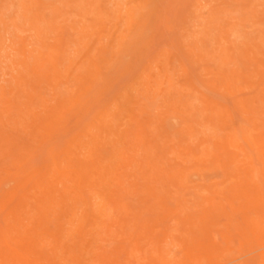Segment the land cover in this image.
<instances>
[{"label":"rangeland","instance_id":"1","mask_svg":"<svg viewBox=\"0 0 264 264\" xmlns=\"http://www.w3.org/2000/svg\"><path fill=\"white\" fill-rule=\"evenodd\" d=\"M0 16V264H264V0H0Z\"/></svg>","mask_w":264,"mask_h":264},{"label":"bare ground","instance_id":"2","mask_svg":"<svg viewBox=\"0 0 264 264\" xmlns=\"http://www.w3.org/2000/svg\"><path fill=\"white\" fill-rule=\"evenodd\" d=\"M77 1H78V0H77ZM80 1H81V0H80ZM74 3H75V2H74ZM127 4H128V3H127ZM124 5H125V4H124ZM15 6H16V5H15ZM16 8H17V7H16ZM20 8H21V7H20ZM77 8H78V7H77ZM119 8H121V7H119ZM17 10H18V9H17ZM46 10H48V9H46ZM130 10H131V9H130ZM118 11H119V10H118ZM120 12H121V10H120ZM122 12H123V11H122ZM128 12H129V8H128ZM130 12H131V11H130ZM9 13H10V12H9ZM12 13H13V12H12ZM14 13H15V11H14ZM17 13H18V11L16 12V16H18ZM125 13H126V12H125ZM131 13H132V12H131ZM7 14H8V13H7ZM115 14H116V13H115ZM8 15H11V14H8ZM14 15H15V14H14ZM119 15H121V14H119ZM122 15H123V14H122ZM127 15H128V14H127ZM3 16H5V15H3ZM11 16H13V15H11ZM19 16H20V15H19ZM19 16L16 17V18H19V19L21 20V18H20ZM125 16H126V15H125ZM0 17L2 18V16H0ZM14 17H15V16H14ZM44 17H45V16H44ZM114 17H115V15H114ZM128 17H129V16H128ZM128 17H127V18H128ZM132 17H133V16H132ZM8 18H9V17H8ZM16 18H15V20H16ZM49 18H50V17H49ZM118 18H120V17H118ZM121 18H122V17H121ZM121 18H120V19H121ZM130 18H131V17H130ZM2 19H4V18H2ZM0 20H1V19H0ZM17 20H18V19H17ZM23 20H25V19H23ZM43 20H45V19H43ZM133 21H134V20H133ZM4 22L7 23V22L5 21V19H4ZM12 22H13V20H12ZM16 22H17V21H16ZM19 22H20V21H19ZM19 22H18V23H19ZM45 22H46V21H45ZM47 22H48V21H47ZM130 22H131V21H130ZM26 23H27V21H26ZM8 24H9V23H8ZM1 25H2V24H1ZM9 25H10V24H9ZM12 25H13V24H12ZM16 25H17V23H16ZM18 25H19V24H18ZM18 25H17V26H18ZM126 25H127V24H126ZM6 26H7V25H6ZM27 26H28V24H27ZM45 26H46V25H45ZM19 27H20V26H19ZM28 27H29V26H28ZM17 28H18V27H17ZM17 28H16V30L18 31ZM24 28H26V27H24ZM9 29H10V28H9ZM28 29H29V28H28ZM28 29H27V31H30V30H28ZM49 29H50V28H49ZM4 30H5V28H4ZM33 30H34V29H33ZM46 30H47V29H46ZM2 31H3V30H2ZM12 31H13V35H14V33H16V31L14 32L13 28H12ZM31 31H32V30H31ZM35 31H36V30H35ZM49 31H50V30H49ZM4 32H5V34L7 33L6 31H4ZM21 32H22V31H20V33H21ZM23 32H24V31H23ZM25 32H26V31H25ZM47 32H48V31H47ZM20 33H18V34H20ZM29 33L31 34V32H28V35H30ZM35 33L37 34V32H35ZM53 33H54V32H53ZM1 34H2V33H1ZM16 34H17V33H16ZM33 34H34V33H33ZM33 34H32V35H33ZM49 34H51V33L49 32ZM32 35H30V36H32ZM34 35H35V34H34ZM45 35H47V34H45ZM1 36H2V35H1ZM14 36H15V35H14ZM36 36H37V35H36ZM36 36H35V37H36ZM39 36H40V35H39ZM39 36H37L38 39L41 38V37H39ZM47 36H48V35H47ZM16 37H17V36H16ZM19 37H21V36L19 35ZM19 37H18V38H19ZM1 38H2V37H1ZM33 38H34V37H33ZM15 39H16V38H15ZM15 39H14V40H15ZM27 39H31V38H29V36H28ZM27 39H26V40H27ZM34 39H35V38H34ZM44 39H45V38H44ZM47 39H48V38H47ZM0 40H1V39H0ZM2 40H3V42H4V37H3ZM2 40H1V41H2ZM16 40H17V39H16ZM16 40H15V41H16ZM40 40H43V39H40ZM48 40L50 41V39H48ZM23 41H24V40H23ZM32 41H33V39H32ZM38 41H39V40H38ZM35 42H37L36 39H35ZM40 42H41L42 44H44L43 41H40ZM44 42H47V41L44 40ZM53 42H54V40H53ZM0 43H1V42H0ZM30 43H31V42H30ZM37 43H39V42H37ZM4 44H5V42H4ZM39 44H40V43H39ZM42 44H41V45H42ZM52 44H54V43H52ZM0 45H1V44H0ZM31 45H32V44H31ZM48 45H49V44H47V48L49 47ZM37 46H38V45H37ZM51 46H52V45H51ZM0 47H1V46H0ZM35 47H36V46H35ZM39 47H40V46H39ZM1 48H2V47H1ZM3 48H4V47H3ZM41 48H43V47H41ZM41 48H40V49H41ZM28 49H29V48H28ZM32 49H33V48H32ZM37 49H38V48H37ZM44 49H46V48H43V51H44ZM0 50H1V49H0ZM25 50H26V49H25ZM25 50H24V51H25ZM48 50L50 51V49H48ZM39 51H40V50H39ZM46 51H47V50H46ZM41 52H42V51H41ZM47 52H48V51H47ZM47 52H46V53H47ZM50 52H51V51H50ZM50 52H48L47 54H50ZM28 53H30V52H28ZM39 53H40V52H39ZM1 54H2V53H1ZM25 54H26V53H25ZM23 55H24V54H23ZM32 55H33V54H32ZM0 56H1V55H0ZM26 56H28V54H27ZM49 56H50V55H49ZM49 56H48V57H49ZM34 57H35V55H34ZM44 57H45V56H44ZM44 57H43V58H44ZM21 58H22V57H21ZM32 58H33V56H32ZM36 58H38V57H36ZM19 59H20V58H19ZM33 59H34V58H33ZM44 59L47 60L48 58H44ZM16 60H17V59H16ZM48 60H49V62H50V60H52L51 57H49ZM48 60H47V61H48ZM17 61H18V60H17ZM47 61H46V62H47ZM0 62H1V61H0ZM20 62H21V61H20ZM1 64H2V62H1ZM12 64H13V62H12ZM16 64H18V63H16ZM36 64H38V63H36ZM44 64H45V62H44ZM47 64H48V63H46V65H47ZM23 65H24V64H23ZM50 65H51V63H50ZM1 66H2V65H1ZM9 66H10V65H9ZM11 66H12V65H11ZM11 66H10V67H11ZM28 66H29V65H28ZM42 66H43V65H42ZM42 66H41V70L44 68V67H42ZM58 66H59V65H58ZM2 67H4V66H2ZM6 67H7V66H6ZM6 67H4V69H5ZM17 67H18V66H17ZM25 67H26V65H25ZM8 69H9V67H8ZM10 69H11V68H10ZM13 69H14V68H13ZM27 69H28V68H27ZM35 69H36L37 71L39 70V69H37V68H35ZM0 70H1V69H0ZM2 70H3V69H2ZM6 70H7V69H6ZM41 70H40V72H41ZM48 70H49V67H48ZM48 70H47V71H48ZM21 71H22V70H21ZM1 72H2V71H1ZM1 72H0V73H1ZM17 72H19V71H17ZM22 72H25V71H22ZM48 72H50V70H49ZM48 72H47V74H49ZM68 72H69V71H68ZM10 73H11V72H10ZM12 73H13V72H12ZM19 73H20V72H19ZM25 73H26V72H25ZM44 73H45V71H44ZM44 73H43V74H44ZM23 74H24V73H23ZM23 74H22V75H23ZM54 74H55V73H54ZM12 75H13V74H12ZM26 75H28V71H27ZM40 75H41V74H40ZM13 76L16 77V79H17V77H18V76H15V74H14ZM20 76H21V74H20ZM36 76H37V75H36ZM49 76H50V75H49ZM50 77H51V76H50ZM21 78H22V77H21ZM23 78H26V76H24ZM23 78H22V79H23ZM27 78H28V77H27ZM48 78H49V77H48ZM14 79H15V78H14ZM19 79H20V78H19ZM30 79H33L32 76L30 77ZM37 79H38V77H37ZM24 80H25V79H24ZM24 80H23V82H24ZM34 80H35V79H34ZM18 81H19L18 83H20V80H18ZM12 82H13V80H12ZM12 82H11V83H12ZM16 82H17V81H16ZM26 82H27V81H26ZM26 82H25V83H26ZM0 83H1V82H0ZM11 83H9V84H11ZM21 83H22V80H21ZM25 83H23V85H24ZM27 83H29V81H28ZM5 84H6V83H4V86H5ZM0 85H1V84H0ZM7 85H8V84H7ZM11 85H12V84H11ZM4 86H3V87H4ZM9 86H10V85H9ZM20 86H21V84H20ZM26 86H29V85L26 84ZM7 87H8V86H7ZM15 87H16V86H15ZM15 87L13 86L14 89H15ZM17 87H18V85H17ZM17 87H16V88H17ZM9 88H11V87H9ZM13 88H12V89H13ZM29 88H30V86H29ZM19 89H20V88H19ZM27 89H28V88H27ZM7 90H8V91H12V93L14 92V90H9V89H7ZM20 90H23V88L20 89ZM18 91H19V90H18ZM54 92H55V91H54ZM5 93H6V92H5ZM8 93H11V92H8ZM8 93H7V96H8ZM22 93H23V92H22ZM16 94H19V93H16ZM3 95H4V93H3ZM10 95H11V94H10ZM21 95H22V94H21ZM14 96H15V95H14ZM18 96H20V94H19ZM18 96H17V97H18ZM5 97H6V95H5ZM8 98H9V97H7L6 99L8 100ZM11 98H13V97H11ZM11 98H10V99H11ZM15 98H16V97H15ZM18 98H19V97H18ZM20 99H21V98H20ZM20 99H17V101L20 100ZM30 99H31V98H30ZM0 100H1V99H0ZM7 100H6V101H7ZM13 100H14V99H13ZM13 100L11 99V101H13ZM15 100H16V99H15ZM1 101L3 102V105H4V104H5V102H4L5 100L3 101V99H2ZM1 101H0V102H1ZM30 101H32V99H31ZM13 102H14V101H13ZM9 103H10V102H9ZM7 104H8V103H6V105H7ZM10 104H11V103H10ZM10 104H8L7 107L10 106ZM12 104H13V103H12ZM17 104H18V103H17ZM6 105H4V106H6ZM14 106H15V105H14ZM18 107H19V106H18ZM18 107H16V108H18ZM55 107H56V105H55ZM242 107H243V106H242ZM0 108H1V107H0ZM28 108H29V107H28ZM4 110H5V109H4ZM6 110H7V109H6ZM29 110H30V109H29ZM27 111H28V110H27ZM30 111H31V110H30ZM30 111H29L28 113H30V115H31V114H32V113H31L32 111H31V112H30ZM4 112H5V111H3V113H4ZM18 112H19V111H18ZM1 113H2V112H1ZM10 114H11V113H10ZM1 115H2V114H1ZM48 117H49V114H48ZM0 118H1V117H0ZM37 119H38V118H37ZM8 122H9V121H8ZM43 122H44V121H43ZM47 122H48V121H47ZM40 124H41V123H40ZM243 124H244V123H243ZM41 125H42V124H41ZM41 125H40V126H41ZM43 125H44V123H43ZM14 126H15V125H14ZM26 126H27V125H26ZM23 128H24V127H23ZM26 128H27V127H26ZM25 130H26V129H25ZM97 130H98V129H97ZM220 133H221V132H220ZM217 134H218V133H217ZM78 135H79V134H78ZM243 137H244L245 139H247L246 136H243ZM236 138H237V137H236ZM238 139H239V138H238ZM247 140H248V139H247ZM247 140H246V141H247ZM98 141H99V140H98ZM230 141H231V140H230ZM249 142H250V141H249ZM256 142H258V141H256ZM44 143H45V142H44ZM242 144H243V143H242ZM251 144H252V143H251ZM252 146H253V145H252ZM231 147H232V146H231ZM250 147H251V146H250ZM254 147H256V146L251 147L252 150H253ZM43 148H44V147H43ZM43 148H42V149H43ZM35 150H36V149H35ZM65 151H67V150H65ZM254 151H255V149H254ZM254 151H253V153H254L253 156H255V152H254ZM256 151H257V150H256ZM258 151H260V150H258ZM60 153H61V152H59L58 154H60ZM251 153H252V152H251ZM257 153H259V152H257ZM72 154H73V153H71V155H72ZM245 154H246V153H245ZM245 154H244V156H245ZM249 154H250V153H249ZM29 155H30V154H29ZM61 155H62V157H63L64 154L61 153ZM73 155H74V154H73ZM85 155H86V154H85ZM246 155H247V154H246ZM257 155H258V154H257ZM67 156L69 157L68 154H67ZM259 156H260V154H259ZM70 157H71V156H70ZM74 157L76 158V154H75ZM83 157H84V156H83ZM224 157L226 158V156H224ZM224 157H223V158H224ZM231 157H232V156H230V158H231ZM245 157H246V156H245ZM251 157H252V156H251ZM236 158H237V157H236ZM247 158L249 159L248 156H247ZM21 159H22V158H21ZM21 159H20V160H21ZM67 159H68V158H67ZM67 159H66V161H64L63 159H62V160H63L64 162L67 163ZM84 159H85V158H84ZM232 159L234 160V156H233ZM238 159H239V158H238ZM28 160H29V159H28ZM70 160H71V159H70ZM251 160H252V159H251ZM257 160H258V159H257ZM259 160H260V159H259ZM63 161H62V162H63ZM68 161H69V159H68ZM225 161H226V160H225ZM243 161H244V160H243ZM254 161H255V163H254V162H252V163H254V164H256V165H259V164L256 163V162H257L256 160H254ZM24 162H25V161H24ZM29 162H30V161H29ZM62 162H61V164H62ZM237 162H238V161H237ZM246 162H247V161L245 160L244 163H246ZM262 162H263V161H262ZM26 163H28V162H26ZM80 163H81V162H80ZM241 163H242V162H241ZM259 163H260V162H259ZM15 164H16V163H15ZM17 164H18V163H17ZM17 164H16V165H17ZM51 164H52V162H51ZM64 164H65V163H64ZM233 164H234V163H233ZM249 164H250V166H252L250 162H249ZM13 165H14V164H13ZM23 165H24V164H23ZM66 165L68 166L69 164L67 163ZM243 165H244V164H243ZM24 166H25V165H24ZM64 166H65V165H64ZM64 166H63V168H64ZM228 166H231V165H228ZM27 167H28V166H27ZM60 167H62V166H60ZM239 167H240V166H239ZM241 167H242V166H241ZM246 167H247V169H248V166H246ZM256 167H257V166H255V169H258V167H257V168H256ZM67 168H69V167H67ZM223 168H227V167H223ZM235 168H237V167H235ZM249 168H250V167H249ZM15 169H17V168H15ZM49 169H50V167H49ZM52 169H53V168H52ZM60 169H61V168H60ZM237 169H238V168H237ZM251 169H253V168H251ZM259 169H261V166H260ZM33 170H34V169H33ZM53 170H54V169H53ZM243 170H244V169H243ZM245 170H246V169H245ZM245 170H244V171H245ZM20 171H21V170H20ZM20 171H19V172H20ZM28 171H29V170H28ZM47 171H49V170H47ZM54 171H55V170H54ZM249 171H250V170H249ZM256 171H258V170H255V172H256ZM30 172H31V170H30ZM51 172H52V171H51ZM51 172H49V173H51ZM246 172H248V170H247ZM255 172H254V174H256ZM258 172H259V171H258ZM16 173H17V172H16ZM38 173H39V172H38ZM203 173H204V172H203ZM259 173H260V172H259ZM243 174H245V173H243ZM249 174H250V172H249ZM254 174L252 173L251 175H254ZM257 174H258V173H257ZM257 174H256V175H257ZM21 175H22V174H21ZM29 175H30V174H29ZM36 175H37V174H36ZM46 175H47V172H46ZM46 175H45V176H46ZM52 175H53V174H52ZM246 175H247V174H246ZM246 175H244V177H245ZM262 175H263V173H262ZM15 176H16V175H15ZM24 176H25V175H24ZM50 176H51V175H50ZM88 176H89V174H88ZM247 176H248V175H247ZM247 176H246V178H247ZM263 176H264V175H263ZM17 177H18V175H17ZM48 177H49V176H48ZM51 177H52V176H51ZM62 177H63V176H62ZM62 177H60V178L62 179ZM64 177H65V176H64ZM64 177H63V178H64ZM67 177H68V176H66V178H67ZM256 177H257V176H256ZM258 177H259V176H258ZM25 178H26V177H25ZM45 178H46V177H45ZM75 178H76V177H75ZM42 179H43V178H42ZM47 179H48V178H47ZM49 179H50V177H49ZM64 179H65V178H64ZM68 179H69V177L66 179V181H67L68 184H70L69 182H71V181L68 180ZM88 179H89V177H88ZM209 179H210V178H209ZM248 179H249V178H248ZM20 180H21V178H20ZM22 180H23V179H22ZM38 180H39V179H38ZM44 180H45V179H44ZM249 180H250V179H249ZM41 181H42V180H41ZM47 181H48V180H47ZM47 181H46V182H47ZM49 181H50V180H49ZM68 181H69V182H68ZM109 181H110V180H109ZM201 181H202V180H201ZM243 181H244V180H243ZM255 181L257 182V179H256ZM258 181H259V180H258ZM12 182H13V181H12ZM20 182H21V181H20ZM36 182H37V181H36ZM39 182H40V181H39ZM57 182H58V181H57ZM59 182H60V181H59ZM206 182H207V181H206ZM246 182H247V181H246ZM249 182H250V181H249ZM256 182H255V184H256ZM8 183H9V182H8ZM8 183H7V184H8ZM16 183H17V182H16ZM61 183H63V181H62ZM74 183H75V181L73 182V184H74ZM11 184H13V183H11ZM27 184H28V183H27ZM36 184H37V183H36ZM39 184H40V183H39ZM39 184H37V185H38V186H41V184H40V185H39ZM44 184H47V185H48V183H44ZM57 184H58V186L60 187L59 183H57ZM68 184H67V185H68ZM3 185H4V184H3ZM5 185H6V184H5ZM5 185H4V186H5ZM15 185H16V184H15ZM19 185H20V184H19ZM19 185H18V186H19ZM28 185H29V184H28ZM61 185H62V184H61ZM64 185H65V184H64ZM250 185H251V184H250ZM260 185H261V183H260ZM260 185H258V186H260ZM262 185H263V184H262ZM8 186H9V185H8ZM25 186H26V185H25ZM25 186H24V187H25ZM38 186H37L36 188H38ZM72 186H73V185H72ZM16 187H17V186H16ZM66 187H67V186H66ZM68 187H70V186L68 185ZM86 187H87V186H86ZM14 188H15V187H14ZM30 188H31V187H30ZM41 188H42V187H41ZM46 188H47V187H46ZM56 188H57V187H56ZM61 188H63V186H62ZM64 188H65V186H64ZM70 188H71V187H70ZM70 188H68V189H70ZM251 188H252V187H251ZM260 188H261V187H260ZM20 189H21V188H20ZM51 189H52V188H51ZM58 189L60 190V188H58ZM65 189H67V188H65ZM71 189H72V188H71ZM71 189H70V191H71ZM199 189H200V188H199ZM33 190H34V189H33ZM43 190H44V189H43ZM52 190H53V189H52ZM61 190H63V189H61ZM61 190H60V191H61ZM263 190H264V189H263V187H262V188H261V193H262ZM11 191H12V190H11ZM36 191H37V190H36ZM50 191H51V190H50ZM55 191H56V190H55ZM70 191L68 190V192H70ZM9 192H10V191H9ZM20 192H21V191H19V193H20ZM29 192H30V190H29ZM33 192H35V190H34ZM39 192H42V191H39ZM45 192H47V191H45ZM56 192H57V191H56ZM64 192H65V191H64ZM64 192H63V193H64ZM66 192H67V191H66ZM74 192H75V191H74ZM5 193H6V192H5ZM42 193H44V192H42ZM53 193H54V192H53ZM57 193H58V192H57ZM63 193H62V195H63ZM70 193H71V192H70ZM76 193H77V192H76ZM78 193H79V192H78ZM88 193H89V192H88ZM261 193H260V194H261ZM26 194H27V193H26ZM31 194L34 195V193H31ZM36 194H37V193H36ZM40 194H41V193H40ZM48 194L51 195L50 193H48ZM58 194H59V193H58ZM58 194H57V195H58ZM65 194H66V193H65ZM72 194L74 195L73 191H72ZM206 194H207V193H206ZM6 195H7V194H6ZM33 195H32V197H35V196H33ZM66 195H68V194H66ZM69 195H70V194H69ZM77 195H78V194H77ZM0 196H1V195H0ZM7 196H8V195H7ZM22 196H23V194L21 195V197H22ZM37 196H38V195H37ZM37 196H36V197H37ZM54 196H55V195H54ZM260 196H261V195H260ZM2 197H3V196H2ZM23 197H24V196H23ZM25 197H26V196H25ZM36 197H35V199H36ZM63 197H65V196L63 195ZM71 197H75V195H74V196H71ZM71 197H70V199H71ZM78 197H80V195H78ZM78 197H77V198H78ZM26 198H27V197H26ZM26 198H22V199L25 200ZM28 198H29V197H28ZM28 198H27V200H28ZM38 198H39V197H38ZM53 198H54V197H53ZM59 198H60V197H58L57 199H59ZM61 198H62V197H61ZM81 198L83 199V196H81ZM249 198H250V197H249ZM263 198H264V197H263ZM3 199H4V198H3ZM3 199H2V200H3ZM29 199H31V198H29ZM63 199H64V198H63ZM79 199H80V198H79ZM85 199H86V198H84V200H85ZM4 200H5V199H4ZM40 200H41V198H40ZM64 200H65V199H64ZM77 200H78V199H77ZM80 200H81V199H80ZM98 200H99V199H98ZM100 200H101V199H100ZM11 201H12V200H11ZM11 201H10V202H11ZM28 201H30V200H28ZM56 201H57V200H56ZM56 201H53V202L55 203ZM68 201H69V200L67 199V202H68ZM73 201H74V199H73ZM75 201H76V200H75ZM261 201H262V197H261ZM31 202H32V199H31ZM33 202H34V200H33ZM57 202H60V201H57ZM57 202H56V203H57ZM67 202H64V203L67 204ZM76 202H77V201H76ZM76 202H74V203H76ZM83 202H84V201H83ZM36 203H37V202H36ZM70 203H71V200H70ZM85 203H86V200H85ZM87 203H88V202H87ZM94 203H96V201H95ZM94 203H93V205H94ZM98 203H99V202H98ZM57 204H58V203H57ZM62 204H63V202H62ZM66 204H65V205H66ZM71 204H72V203H71ZM79 204H81V203H79ZM79 204H77V205H78L77 207H80V206H81V205L79 206ZM82 204H83V203H82ZM96 204H97V203H96ZM104 204H105V202L103 203V205H104ZM248 204H249V203H248ZM53 205H55V204H53ZM69 205H70V204H69ZM91 205H92V204H91ZM98 205H99V204H98ZM98 205H97V206H98ZM105 205H107V203H106ZM51 206H52V204H51ZM56 206H57V205H56ZM66 206H67V205H66ZM72 206H73V204H72L71 206H69L68 208H72ZM82 206H83V205H82ZM86 206H87V205H86ZM97 206H96V207H97ZM91 207H92V206H91ZM262 207H263V206H262ZM55 208H56V207H55ZM57 208H59V206H58ZM68 208H67V209H68ZM100 208H101V207H100ZM3 209H4V208H3ZM20 209H21V208H20ZM46 209H47V208H46ZM46 209H45V211H46ZM75 209H76V207H75ZM77 209H78V208H77ZM79 209H80V208H79ZM102 209H103V208H102ZM107 209H108V208H107ZM17 210H18V208H17ZM47 210H48V209H47ZM54 210H55V209H54ZM54 210H52V211H54ZM93 210L95 211V209H93ZM98 210H101V209H98ZM98 210H97V212H98ZM55 211H56V210H55ZM55 211H54V213H56V212L58 213V210H57L56 212H55ZM65 211H66V210H65ZM73 211H74V210H73ZM102 211H105V210H102ZM19 212L22 213V211H20V210H19ZM34 212H35V211H34ZM49 212H50V211H49ZM76 212H77V210H76ZM99 212H100V211H99ZM99 212H98V213H99ZM106 212L109 213V210H107ZM106 212H104L105 215H107ZM2 213H3V212H2ZM2 213L0 212V214H2ZM46 213H47V212H46ZM54 213L52 212V215H54ZM62 213H63V212H62ZM62 213H59V214H62ZM95 213H96V212H95ZM104 213L102 212V214H104ZM16 214H19V213H16ZM47 214H50V215H51V213H47ZM47 214H46V215H47ZM99 214H100V213H99ZM66 215H68V214H66ZM75 215L78 216V214H75ZM262 215H263V214H262ZM4 216H5V215H4ZM21 216L23 217L24 215H21ZM48 216H49V215H48ZM54 216H55V215H54ZM56 216H58V215L56 214ZM64 216H65V215H64ZM77 216H76V217H77ZM234 216H235V215H234ZM73 217H74V216H73ZM2 218L4 219V217H2ZM2 218H1V219H2ZM5 218H6V216H5ZM8 218H9V217H8ZM20 218H21V217H20ZM50 218H51V217H50ZM56 218H57V217H56ZM58 218H62L61 215H60V217H58ZM65 218H66V216H65ZM71 218H72V217H71ZM74 218H75V217H74ZM74 218L71 219V220H74ZM78 218H79V217H78ZM3 219H2V220H3ZM6 219H7V218H6ZM69 219H70V217H69ZM8 220H9V219H8ZM75 220H76V218H75ZM77 220H78V219H77ZM77 220H76V221H77ZM6 221H7V220H5V222H6ZM24 221H25V219H24ZM31 221H33V220H31ZM45 221H46V222H45ZM55 221H56V220H55ZM55 221H54V222H55ZM106 221H107V220H106ZM8 222H9V221H8ZM44 222H45V223H48L47 220H44ZM58 222H59V221H58ZM61 222H62V221H61V219H60V222H59V223L62 224ZM69 222H70V221H69ZM82 222H83V221H82ZM250 222H251V221H250ZM27 223H28V222H27ZM63 223H64V222H63ZM75 223H76V222H74V226H75ZM251 223H252V222H251ZM259 223H260V224H263V223H261V222H259ZM52 224H53V223H52ZM52 224H50V226H52ZM55 224H56V223H55ZM55 224H54V226H55ZM76 224H77V223H76ZM260 224H259V225L256 224V226H260ZM30 225H31V224H30ZM63 225H67L66 222H65V224H63ZM69 225H70V224H69ZM71 225H72V223H71ZM252 225H253V224H252ZM254 225H255V224H254ZM32 226H33V224H32ZM35 226H36V225H35ZM54 226H53V228H54ZM58 226H59V225H58ZM72 226H73V225H72ZM74 226H73V228H74ZM36 227H38V226H36ZM55 227H56V228H60V227H57V226H55ZM62 227H63V226H62ZM76 227H77V226H76ZM261 227H262V226H261ZM33 228H34V227H33ZM39 228H41V226H40ZM56 228H55V229H56ZM64 228H65V227H64ZM64 228H63V230L65 231ZM69 228H72V227H69ZM229 228H231V227H229ZM249 228H250V227H249ZM41 229H43V228H41ZM60 229H62V228H60ZM60 229H59V230H60ZM66 229H67V228H66ZM253 229L255 230V227H254ZM256 229L258 230L257 227H256ZM261 229H262V228H261ZM20 230H21V229H20ZM72 230H73V229H72ZM250 230H251V229H250ZM254 230H253V233H254ZM18 231H19V230H18ZM18 231H17V232H18ZM37 231H38V229H37ZM37 231L34 232V233L37 234ZM67 231H69V229H68ZM67 231H66V232H67ZM255 231H256V230H255ZM29 232L31 233L30 230H29ZM32 232H33V231H32ZM256 232H257V231H256ZM256 232H255V233H256ZM38 233H39V232H38ZM48 233H49V231H48ZM211 233H212V232H211ZM3 234H4V233H3ZM5 234H6V233H5ZM31 234H32V233H31ZM31 234H30L29 236H31ZM39 234H40V233H39ZM215 234H216V233H215ZM43 235H44V234H43ZM43 235H41V237H44ZM235 235H236V234H235ZM11 236H13V233H12ZM15 236H16V235H15ZM39 236H40V235H39ZM4 237H5V236H4ZM6 237H7V236H6ZM8 237H10V236H8ZM215 237H216V235H215ZM237 237H238V236H237ZM213 238H214V237H213ZM239 238H240V237H239ZM13 239H14V238H13ZM15 239H16V238H15ZM15 239H14V240H15ZM36 239H37V238H36ZM42 239H43V238H42ZM42 239L40 240V242L45 240V239H44V240H42ZM51 239H52V238H51ZM51 239H50V240H51ZM64 239H65V238H64ZM68 239H69V238H68ZM221 239H222V238H221ZM240 239H241V238H240ZM0 240H1V239H0ZM3 240H4V239H3ZM5 240H7V239H5ZM19 240H20V239H19ZM46 240L49 241L50 243L52 242V241H50V240H48V239H46ZM214 240H215V239H214ZM242 240H243V239H242ZM12 241H13V240H12ZM12 241H11V244H13ZM15 241H16V244H18V243H17V242H18V239H16ZM215 241H216V240H215ZM217 241H218V240H217ZM239 241H240V240H239ZM4 242H6V241H4ZM9 242H10V241H9ZM37 242H38V240H37ZM1 243H2V242L0 241V244H1ZM45 243H46V242H45ZM252 243H253V242H252ZM252 243H251V244H252ZM5 244L7 245V242H6ZM40 244H41V243H40ZM42 244H44V242H43ZM42 244H41V245H42ZM248 244H249V243H248ZM2 245H3V244H1V247H4V246H2ZM45 245H46V244H45ZM42 246H43V245H42ZM7 247H8V246H7ZM9 247H10V246H9ZM12 247L14 248V246H12ZM43 247H44V246H43ZM51 247H52V246H51ZM106 247H107V245H106ZM39 248H40V245H39ZM55 248H56V247H55ZM162 248H163V247H162ZM42 249H43V248H42ZM51 249H53V248H51ZM51 249H49V251H50ZM164 249H165V248H164ZM15 250H16V249H15ZM55 250H56V249H55ZM55 250L53 249V250H51V252H52V251L55 252ZM166 250H167V249H166ZM0 251H1V250H0ZM5 251H7V250H5ZM5 251H4V252H5ZM21 251H22V250H21ZM21 251H20V252H21ZM159 251H160V250H159ZM22 252H23V251H22ZM23 253H24V252H23ZM23 253H22V254H23ZM160 253H161V252H160ZM13 254L16 255L15 253H13ZM161 254H162V253H161ZM156 256H157V255H156ZM159 256H161V255H159ZM167 256H168V255H167ZM261 256H262V255H261ZM18 257H19V256H18ZM18 257H17V258H18ZM23 257H24V256H23ZM50 257H51V256H50ZM13 258H15V256H14ZM17 258H15V259H16V262H17ZM19 259H20V258H19ZM26 259H27V258H26ZM137 259H138V258H137ZM167 259H168V258H167ZM221 259H222V258H221ZM254 259H256V258H254ZM24 260H25V258H24ZM24 260H23V261H24ZM8 261H9V260H8ZM14 261H15V260H14ZM155 261H156V260H155ZM165 261L168 262L167 260H165ZM16 262H15V263H16ZM20 262H21V261H20ZM20 262H19V263L17 262V263L20 264ZM35 262H36V261H35ZM41 262H42V261H41ZM136 262H137V261H136ZM169 262H170V261H169ZM201 262H202V261H201ZM261 262H262V260H261ZM5 263H6V262H5ZM9 263H10V262H9ZM11 263H12V262H11ZM17 263H16V264H17ZM21 263H22V262H21ZM23 263L25 264V261H24ZM27 263H28V261H27ZM33 263H34V261H33ZM161 263H163V262L161 261ZM161 263H160V264H161ZM37 264H40V263H37ZM167 264H168V263H167ZM244 264H245V263H244Z\"/></svg>","mask_w":264,"mask_h":264}]
</instances>
